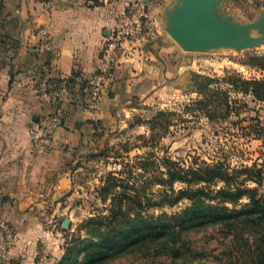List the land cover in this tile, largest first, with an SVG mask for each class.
Segmentation results:
<instances>
[{
  "label": "rangeland",
  "instance_id": "1",
  "mask_svg": "<svg viewBox=\"0 0 264 264\" xmlns=\"http://www.w3.org/2000/svg\"><path fill=\"white\" fill-rule=\"evenodd\" d=\"M187 1H128L105 34L89 76L39 83L51 107L34 120L30 139L56 157V172L40 194L0 196V205L25 201L40 214L61 252L53 264L64 256L83 263L98 248L90 242L100 240L104 226L87 221L108 213L112 194L102 201L98 191L109 174L121 184L112 192L141 196L139 208H130L138 213L131 218L138 226L157 218L172 224L192 204L183 196L170 205L165 193L173 198L179 190H201L204 204L230 210L249 207L252 194L264 197V88L243 82L264 80V0H213L209 18L232 31L245 26V32L230 43L211 39L194 50L183 49L171 35L172 20ZM147 49L162 51L155 54L163 77L149 92L125 97L114 86L116 71L134 63L135 51L143 57ZM132 69L156 71L154 65ZM170 165L212 167V182L175 180L171 191L165 182ZM237 243L223 227L207 223L183 227L175 246L160 239L102 264H217L236 252ZM40 254L41 264H48L47 251Z\"/></svg>",
  "mask_w": 264,
  "mask_h": 264
},
{
  "label": "crops",
  "instance_id": "2",
  "mask_svg": "<svg viewBox=\"0 0 264 264\" xmlns=\"http://www.w3.org/2000/svg\"><path fill=\"white\" fill-rule=\"evenodd\" d=\"M128 1L0 0V196H36L49 185L57 159L30 139L34 120L51 107L39 83L42 78L89 76L105 34ZM44 32L46 44L40 40ZM156 52L162 53L147 49L141 57L135 51L134 63L117 69L114 86L125 97L149 92L163 77ZM152 65L153 74L132 69ZM27 206L25 201L0 205V216L15 232L9 258L12 264H36L37 255L46 250L47 262L53 264L61 252L51 228Z\"/></svg>",
  "mask_w": 264,
  "mask_h": 264
},
{
  "label": "trees",
  "instance_id": "3",
  "mask_svg": "<svg viewBox=\"0 0 264 264\" xmlns=\"http://www.w3.org/2000/svg\"><path fill=\"white\" fill-rule=\"evenodd\" d=\"M248 85L260 84L264 88V80L243 81ZM168 179L165 180L170 185L175 180H186L188 182H212V167H190L187 169H175L169 167L167 170ZM118 179L109 174L103 180L99 188V196L102 201H106L109 194H112V204L108 208L107 215L97 218H89L87 224L103 227L100 240L90 242L95 248L91 251L86 260L80 264H102L104 261L112 259L127 250L142 247L149 242H157L160 239L171 241L175 246L180 238L183 227H200L207 223L220 225L238 243L234 248L236 252L228 254L225 260L217 264H264V197L250 195V206L241 210H230L227 207H217L212 204H204L202 201L201 190L181 191L172 198L173 194L165 193L164 196L170 205L176 204L183 196L192 200L190 207L185 208L176 217L172 224L163 221L161 218L147 220L141 226L131 221L138 213H131L130 208H139L137 194L128 191L112 192V189L121 184L116 183ZM162 182L163 179H162ZM174 193V192H173ZM224 196V195H223ZM238 197L235 195L232 198ZM174 218L172 216L170 219ZM170 221V220H169ZM179 225L180 228L177 227ZM102 228V227H101ZM96 245V246H95ZM173 249V248H172ZM99 250V251H98ZM176 249H173V254ZM59 264L71 263V258L64 256ZM166 264V263H165ZM167 264H193L187 262H175L171 259Z\"/></svg>",
  "mask_w": 264,
  "mask_h": 264
},
{
  "label": "water",
  "instance_id": "4",
  "mask_svg": "<svg viewBox=\"0 0 264 264\" xmlns=\"http://www.w3.org/2000/svg\"><path fill=\"white\" fill-rule=\"evenodd\" d=\"M212 4L213 0H204L199 6L197 0H189L172 20L171 35L183 49H197L211 39L230 43L245 32V26L232 31L226 24L211 20Z\"/></svg>",
  "mask_w": 264,
  "mask_h": 264
},
{
  "label": "built area",
  "instance_id": "5",
  "mask_svg": "<svg viewBox=\"0 0 264 264\" xmlns=\"http://www.w3.org/2000/svg\"><path fill=\"white\" fill-rule=\"evenodd\" d=\"M41 42L46 44L48 37L46 33L44 32L41 37ZM43 82L42 88H45ZM50 87V85H48ZM40 90V89H39ZM41 91V90H40ZM15 241V232L13 228L10 226L7 220L0 218V264H12L10 258H9V250L14 244ZM38 254L36 257V264H41L43 261V255Z\"/></svg>",
  "mask_w": 264,
  "mask_h": 264
}]
</instances>
